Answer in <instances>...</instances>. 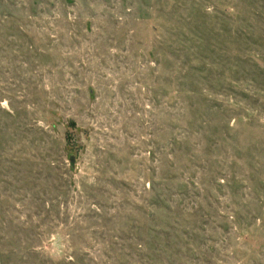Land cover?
Wrapping results in <instances>:
<instances>
[{"label":"rangeland","instance_id":"374dc122","mask_svg":"<svg viewBox=\"0 0 264 264\" xmlns=\"http://www.w3.org/2000/svg\"><path fill=\"white\" fill-rule=\"evenodd\" d=\"M0 264H264V0H0Z\"/></svg>","mask_w":264,"mask_h":264}]
</instances>
